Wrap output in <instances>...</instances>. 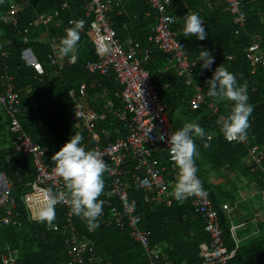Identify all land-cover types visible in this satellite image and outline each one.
Listing matches in <instances>:
<instances>
[{"label": "trees", "instance_id": "trees-1", "mask_svg": "<svg viewBox=\"0 0 264 264\" xmlns=\"http://www.w3.org/2000/svg\"><path fill=\"white\" fill-rule=\"evenodd\" d=\"M241 1L247 17L243 27L236 23L225 0H171L170 13L179 20L175 30L183 29L184 18L196 13L203 20L207 33L203 41L195 36L180 37L187 46L190 58L198 62L194 69L192 86L179 78L174 69L170 70V77H167V57L156 49L151 60L144 64L159 90L160 99L167 108L174 130H179L186 122L195 121L206 132L204 138H194L198 148L195 163L203 188L219 212L224 239L229 249H232L233 241L230 236V219L223 210V205H236L235 193L242 183L241 177L254 174L249 167L250 146H264V65L254 66L248 57V49L255 36L264 37V0ZM12 2L3 0L0 3V87L5 91L8 87L7 78H10L11 83L14 81L15 90L22 95V126L36 143L47 150L50 165H54L52 156L72 135L83 136L82 144L86 150H95L97 146L107 147L111 142L126 138L129 131L127 123L119 122L114 116L120 103L116 104L112 112L106 111L108 102L121 89L114 75L90 74L85 70L88 62H97L99 59L88 34L91 20L85 19V5L88 0H15L19 13L15 16V23L8 25L1 20V15L12 7ZM54 12L59 13V18L49 26L34 25L39 16ZM72 20L86 22L85 31L80 33L81 39L75 50L78 61L74 66H65L60 75L55 76L57 67L52 66L49 61L52 45L59 46L66 29L72 26ZM112 20L119 40L126 42L132 39L139 44L140 57L145 50L152 47L149 39L157 23V13L152 10L149 0H126L123 7H117L113 12ZM261 44L264 48V38ZM26 48L33 50L45 67L47 75L39 77L35 70L27 67L22 59V52ZM201 49H207L214 56L215 63L211 69L202 68V62L199 61ZM220 65L236 74L241 85H246L249 103L253 106L247 138L241 142L227 141L218 124L219 117H227L231 112L232 102L207 96V81ZM82 86L86 88L87 105L93 112L104 113L106 116L104 120L96 123L94 134L84 127H77L72 121L74 111L69 94L72 91L79 92ZM196 87L201 88L204 97V103L199 110L192 109L191 105ZM31 107L29 111L28 108ZM214 107L217 108V113L214 112ZM101 130L110 136H106ZM208 135H213V140L208 141ZM13 141L9 121L0 107V173L11 179L13 196L20 212V226L4 227L1 225L3 214L0 213V246L16 251L18 264H65V239L61 234L55 233L52 227L63 224L67 210L64 206L57 209L51 223L29 221L23 198L34 181L33 159L18 152ZM158 160L162 167H169L167 154L158 156ZM127 170L132 175L133 161L130 160L127 164ZM212 174L221 180L219 185L212 183ZM230 175L240 179L238 186ZM254 176L257 179L256 184L264 188L258 175ZM129 179L128 175L127 183H131ZM110 184L111 179L105 173V188L99 197L105 201L103 210L110 208L105 198ZM228 186L231 187L227 188ZM131 189L130 200L137 203L136 214L141 217V226L151 232L153 245L162 251L163 259L168 264H204L200 245L209 242L210 238L204 230V219L196 213L192 205L194 196L190 201L176 203L170 208L151 207L144 202L141 191L133 185ZM76 221L81 233L95 244L97 256L104 262L147 264L144 251L132 240L129 227L120 229L116 226H99L97 232L91 235L85 231L78 218ZM260 239L264 240V235L257 238ZM258 250L261 254L264 246L259 245ZM249 252L251 251L241 246L231 264H256L258 252Z\"/></svg>", "mask_w": 264, "mask_h": 264}, {"label": "built area", "instance_id": "built-area-1", "mask_svg": "<svg viewBox=\"0 0 264 264\" xmlns=\"http://www.w3.org/2000/svg\"><path fill=\"white\" fill-rule=\"evenodd\" d=\"M12 1V7L1 15V20L7 24L15 23V16L19 13L15 0ZM125 1L88 0L85 5V19L91 20L88 34L99 58L97 62H88L85 70L90 74L114 75L121 89L115 93L114 99L108 102L106 111L112 112L116 104L120 103V108L115 110L114 116L119 122L127 123L129 130L126 138L111 142L107 147L97 146L95 149L102 154L108 166L106 173L111 179L110 188L105 193V197L108 200H117L119 203L118 208H113L109 212L104 211L103 215L98 218V224L107 228L116 226L125 229L129 227L132 240L144 251L147 264H168L163 259L162 251L153 245L151 232L141 226V218L135 213L136 203L132 202L129 197L130 187L126 184V178L130 176L133 186L142 192L145 203L151 207L161 205L172 207L176 203L190 201L191 197L178 201L173 195L178 169L169 154L167 141L175 130L169 120L167 108L160 99L159 90L154 85L144 64L151 60L156 49L167 56L169 62H173V65L166 71L167 77H170V70L174 69L179 78L192 86L194 69L198 62L190 58L186 44L180 39L182 30H175L178 18L170 13L171 0H149L152 10L157 13V23L149 39L152 47L145 50L141 57L139 56L141 48L135 40L130 39L126 42L119 40L113 27L112 14L117 7H123ZM225 2L229 12L235 16L236 23L243 27L247 22V17L242 1L225 0ZM57 18H59L58 12L44 14L35 20L34 25L46 27ZM83 31L85 29L81 32ZM263 38V36H255L248 49V57L254 66L264 65V48L261 44ZM54 48L56 51L53 50L49 55V61L52 66L57 67L54 75L59 76L65 66H74L78 59L75 52L73 55L76 59L73 62H69L68 57L60 59L57 56L59 46L54 45ZM22 59L27 67L36 71L39 77L47 75L45 67L38 61L31 49L23 51ZM7 86L5 91H2L0 87V107L9 121L16 150L31 156L34 166V181L30 184V191L23 198V204L29 221L41 222L38 219V213L42 207V189L52 188L53 191H60L64 189V182L52 172L55 165H50L47 150L36 143L22 126L20 120L23 115L22 95L15 90L14 81L11 83L10 78H7ZM29 92L28 89L27 93ZM69 99L74 111L72 121L77 124V127H84L94 134L96 123L104 120L105 114L93 112L87 105V92L84 86L79 92L72 91ZM203 103L201 88L196 87L195 96L191 100L192 109L199 110ZM28 109L30 111L32 107ZM213 110L215 113L218 111L216 107ZM161 135L165 137L164 140L160 139ZM207 140H213V135H208ZM163 153L168 155L169 167L160 165L158 156ZM130 160L134 162L132 175L127 170ZM249 162L250 166L249 164L248 166L253 172H260L264 182V146H250ZM192 205L196 213L204 219V230L210 238L209 242L200 245V254L204 264H231L241 247L240 229L250 223L258 226L264 222L263 209L256 213L250 223L236 224L232 218L234 209L229 205H224L223 210L229 214L230 236L233 241V247L229 249L224 239L219 212L214 207L210 196L207 193L202 197L194 196ZM62 206L67 210L64 222L61 226L54 225L52 229L65 239L64 247L67 258L65 264H104L105 262V264H111L97 256L95 244L81 233L76 218L80 220L85 231L91 235L97 232L99 226L90 229L85 220L71 213L67 202L58 204L56 210ZM0 213L3 214L1 222L3 227L20 226V212L13 196V183L4 173H0ZM2 249L0 246V264H18L16 251H12L9 247Z\"/></svg>", "mask_w": 264, "mask_h": 264}, {"label": "clouds", "instance_id": "clouds-1", "mask_svg": "<svg viewBox=\"0 0 264 264\" xmlns=\"http://www.w3.org/2000/svg\"><path fill=\"white\" fill-rule=\"evenodd\" d=\"M2 2L3 0H0V3ZM85 23L84 20L70 21L72 26L66 29V34L59 43L58 58L68 57L69 62L76 59L73 53L81 39L80 33L84 29ZM182 31L187 38L195 36L198 40L203 41L207 37L204 22L196 13L189 14L184 18ZM54 45H52V52L53 50L56 51ZM199 61L202 62V68L211 69V66L215 63V58L207 49H201ZM207 87L208 97L232 102L231 112L227 117L221 116L218 119L220 131L224 138L229 142L237 139L240 141L246 140L247 130L250 127L249 118L253 112V106L249 103L246 85H241L236 74L220 65L207 81ZM205 135L204 128L198 122L192 121L184 123L179 130L172 133L168 138L169 154L178 169L173 191V195L178 201L193 196L202 197L206 195L202 181L197 175L198 169L195 158L198 156V148L194 139L195 137L204 138ZM83 139L80 134L72 135L62 148L52 156L51 159L55 165L52 172L62 178L64 189L60 191H53L52 188L42 189L43 201L38 213V219L41 222L51 223L56 216V206L67 202L71 213L85 220L91 229L99 226L98 218L103 215V211L109 212L111 209L119 207L117 200H108L105 197L110 208L103 210L105 201L99 199V197L104 192V174L108 170V166L99 151L86 150L82 144ZM160 139L164 140L165 137L161 135ZM251 172L257 174L258 180L264 184L260 172H253L252 170ZM129 180L131 181V178ZM126 184L130 187V195L132 181L131 183L126 182ZM229 206L234 209L235 205ZM227 215L229 217V214ZM138 217L140 216L138 215Z\"/></svg>", "mask_w": 264, "mask_h": 264}, {"label": "crops", "instance_id": "crops-1", "mask_svg": "<svg viewBox=\"0 0 264 264\" xmlns=\"http://www.w3.org/2000/svg\"><path fill=\"white\" fill-rule=\"evenodd\" d=\"M179 30H183V29H179ZM183 36L184 35L182 31V34L180 35V37H183ZM166 64H167L166 69H168L169 67H171L170 65H173V62H169L167 58ZM215 177L216 176L214 175V178H212L211 181L213 184L219 185L221 183V180H218ZM241 178H242L241 179L242 183L238 187L240 200L238 199L236 204H238V207L242 206L243 210L245 209L246 205L248 206L246 210L247 212L244 211V214L238 213L236 207L234 206V210L235 209L236 210L233 213V215L237 214L239 218V221L236 224H241L244 222L249 223L254 218V216L259 210L264 209V188H262L259 184H256L257 179L255 178L254 174L247 175L246 177L242 176ZM251 199H257L258 201L254 203V201ZM262 235H264V222H262L258 226H255L253 224H248L246 227L241 228L239 231L241 246L246 247L247 251H251L249 252V254L258 252L259 256L257 257L258 260H256V264H264V250H262L261 254L259 253V250H258L259 245L264 246V240H261V239L257 240V238ZM258 242H259V245H257Z\"/></svg>", "mask_w": 264, "mask_h": 264}, {"label": "rangeland", "instance_id": "rangeland-1", "mask_svg": "<svg viewBox=\"0 0 264 264\" xmlns=\"http://www.w3.org/2000/svg\"><path fill=\"white\" fill-rule=\"evenodd\" d=\"M230 176H231L232 181L235 183V185L238 186V184H239V182H240V179H239V178L236 179L233 175H230ZM212 178H214V174L211 175V179H212ZM215 178L218 179L217 175H216ZM230 187H231V186H228L227 188H230ZM235 195H236V197H237V200H238V199L240 200V197H239V191H237V192L235 193ZM257 199H258V198H257ZM257 199H251V200H253L254 203H256V202L258 201ZM249 200H250V199H249ZM249 200H247V201H249ZM247 206H248V205H246V206H245V209L243 210V209H242V206H239V207H238V204L235 205V207H236V209H237V212L240 213V214H244V211L247 212V211H246V210H247ZM233 221H234L235 223H237V222L239 221V218H238V215H237V214H234V215H233Z\"/></svg>", "mask_w": 264, "mask_h": 264}]
</instances>
